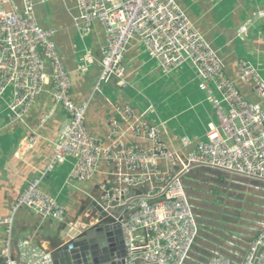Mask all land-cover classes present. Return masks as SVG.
Listing matches in <instances>:
<instances>
[{
    "label": "built area",
    "instance_id": "obj_1",
    "mask_svg": "<svg viewBox=\"0 0 264 264\" xmlns=\"http://www.w3.org/2000/svg\"><path fill=\"white\" fill-rule=\"evenodd\" d=\"M36 6L35 0H0V98L12 91L10 122L16 123L24 120L49 84L55 104L70 120L46 170L24 190L11 215L0 218L6 264H20L12 254L20 210L26 208L44 219L66 223L67 207L41 186L49 174L70 160V178L81 184L94 178L100 162L110 167L99 194L89 197L106 205L105 211L124 208L125 264H187L200 236L198 217L184 186L191 165L264 184V79L257 69L239 63L240 80L253 83L261 100L248 101L227 76L217 50L176 0H76V27L90 34L97 22L104 29L102 72L96 90L113 80L127 85L130 69L124 56L131 43L139 40L165 73L190 67L216 115L217 122L209 126L203 139L184 137L181 147L174 149L164 140L162 125L152 124L131 106L115 104L120 120L110 122L106 143L88 131L90 103L79 106L74 102L70 72L55 40L57 31L39 25ZM259 19L264 20V11L249 19L237 35L246 36ZM131 137L148 142L151 149L130 144ZM35 142L34 138L24 141L16 155H24ZM259 225L260 232L241 261L213 253L208 264H264V223ZM23 256L25 264H54L50 253L32 251Z\"/></svg>",
    "mask_w": 264,
    "mask_h": 264
},
{
    "label": "crops",
    "instance_id": "obj_2",
    "mask_svg": "<svg viewBox=\"0 0 264 264\" xmlns=\"http://www.w3.org/2000/svg\"><path fill=\"white\" fill-rule=\"evenodd\" d=\"M19 2V0H17ZM198 31L224 60L227 76L238 82V89L252 103L259 102L253 83L240 80L239 63L246 62L257 69L264 79V20H257L244 37L238 30L251 18L264 11V0H176ZM38 23L45 29L57 31L55 40L63 62L70 72L72 97L81 106L90 103L86 126L92 136L108 143L110 122L119 121L113 105L131 106L138 115L147 116L154 125L165 128L163 137L169 147H181V139L204 138L211 124L217 122L208 97L190 67H183L172 74L165 73L150 57L139 41L131 43L124 56L130 69L126 86L116 80L100 85L102 72V47L104 29L95 23L90 34L76 27V0H49L42 4L35 0ZM50 85L37 97L24 120L11 123L12 91L0 98V218L11 215L12 208L30 183L46 170L54 154L55 145L69 123L70 115L56 105L50 95ZM31 138L35 144L22 156L17 151ZM139 140L144 146L149 143ZM73 161H68L49 174L42 182V190L57 198L68 209L66 223L44 219L29 209H22L14 226L13 258L25 264L24 253L32 251L50 253L56 248L58 236L66 226L81 223L87 207V198L97 196L108 179L110 167L100 162L97 174L86 184L70 178ZM264 218V217H263ZM264 223V219H259ZM259 222L257 223V225ZM5 239L0 229V246ZM27 243V246H22ZM229 250L214 249L241 261L249 242L240 238L228 242ZM207 260V263L208 264ZM195 264H204L197 262Z\"/></svg>",
    "mask_w": 264,
    "mask_h": 264
},
{
    "label": "water",
    "instance_id": "obj_3",
    "mask_svg": "<svg viewBox=\"0 0 264 264\" xmlns=\"http://www.w3.org/2000/svg\"><path fill=\"white\" fill-rule=\"evenodd\" d=\"M234 82L238 87V82ZM121 127L124 128L123 125ZM130 144L145 150L152 147L144 146L139 140H133ZM196 168H200L199 165H191L192 170ZM87 202L81 223L73 227L68 225L60 232L59 243L50 251L54 264H125L127 254L121 226L124 208L105 211L106 205L101 206L99 199L92 201L87 198ZM3 249L1 243L0 264L7 263L2 256ZM213 253L222 254L218 250H213Z\"/></svg>",
    "mask_w": 264,
    "mask_h": 264
},
{
    "label": "rangeland",
    "instance_id": "obj_4",
    "mask_svg": "<svg viewBox=\"0 0 264 264\" xmlns=\"http://www.w3.org/2000/svg\"><path fill=\"white\" fill-rule=\"evenodd\" d=\"M205 170L199 175L201 180L198 183L191 184L193 192L190 194L200 201L197 203L198 200H196V203H194L198 208L196 212L199 215L201 224L215 227L216 229L213 232L216 235L217 231L215 230L223 227L220 224V221L225 220V217H221L222 214L229 217L241 214L243 221L248 219L253 222L252 224L248 223V226L254 228L255 231L261 229L257 225L259 218L255 215L260 213V218L264 219L262 217L264 216V184L224 172H208ZM189 177L187 176L186 180ZM201 239L197 242L188 264L207 263V258H198L196 255L201 252L200 248L205 245Z\"/></svg>",
    "mask_w": 264,
    "mask_h": 264
},
{
    "label": "trees",
    "instance_id": "obj_5",
    "mask_svg": "<svg viewBox=\"0 0 264 264\" xmlns=\"http://www.w3.org/2000/svg\"><path fill=\"white\" fill-rule=\"evenodd\" d=\"M204 169H206V168H196V169L192 170L184 178V186H185L187 195H188L190 201L192 202V204L194 206L195 212L198 211V208L195 205L196 200H198V199H196L192 195H190L193 192L191 184L198 183L199 180H201L199 175H201L200 173L204 172ZM205 171L209 172V171H214V170L206 169ZM187 176H190L188 178V180H186ZM199 202L200 201L198 200L197 203H199ZM238 212H240V211H238ZM196 215L199 219L198 222L200 225V236L197 239V242L200 240V238H202L201 240L205 244L200 248L201 252H198L196 254L198 258H203V259L207 258V260H209L210 257L213 255V250L216 248L221 249L223 251L229 250L226 244L228 242L232 241L234 239V237H236L238 239L240 238L241 240L250 243L257 236V234L260 232V229L255 231L254 228L252 229V227L248 226V223L252 224L253 222L249 221L248 219L243 221L241 214H237V215L230 216V217L225 215V214H222V215L220 214L221 217L222 216L225 217V220H223L222 222L220 221V224L223 227H220L219 229L215 230V231H217L216 235H215V232H213V231L216 228L202 225L197 212H196ZM255 216L258 217L259 219H261L260 213H257ZM262 217H264V216H262ZM227 218H229V220H227ZM206 220L208 221V219H206ZM258 222L261 223V221H258ZM197 242H196V245H197ZM196 245L193 248L192 254L194 253V249H195Z\"/></svg>",
    "mask_w": 264,
    "mask_h": 264
}]
</instances>
